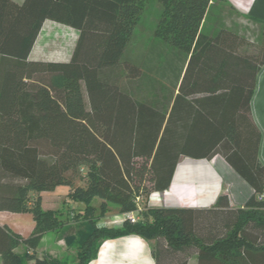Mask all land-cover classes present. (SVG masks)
Listing matches in <instances>:
<instances>
[{
    "label": "trees",
    "instance_id": "trees-1",
    "mask_svg": "<svg viewBox=\"0 0 264 264\" xmlns=\"http://www.w3.org/2000/svg\"><path fill=\"white\" fill-rule=\"evenodd\" d=\"M213 1L159 0L154 36L185 58L169 88L122 62L147 0H0V212L34 217L27 238L0 225L2 264H62L30 254L47 232L79 240L77 264L95 259L103 240L131 235L155 241L157 264H264L262 135L250 107L264 55L242 54L243 39L228 29L206 32ZM46 20L78 30L69 62L29 60ZM217 155L252 187L245 208L148 206L170 188L182 158ZM82 170L85 186H74ZM60 186L84 204L72 218L42 207L41 193ZM138 197V222L97 226L110 203L131 213ZM78 219L87 230L76 231Z\"/></svg>",
    "mask_w": 264,
    "mask_h": 264
},
{
    "label": "crops",
    "instance_id": "crops-1",
    "mask_svg": "<svg viewBox=\"0 0 264 264\" xmlns=\"http://www.w3.org/2000/svg\"><path fill=\"white\" fill-rule=\"evenodd\" d=\"M12 1L18 4H23L25 2V0ZM226 3L230 5L232 11L238 14H248L254 22L256 20L264 22V0H226ZM213 4L214 2H212V5ZM208 19L209 15L207 22ZM56 29L72 30L78 33V37L70 43L72 52L68 55H60L58 53L55 56H45L43 53H35L36 46L43 32L52 34ZM78 38L79 32L75 28L52 20H46L29 56V60L35 62L67 63L72 57ZM250 107L252 118L262 135L259 157L264 165V65L256 75L255 90ZM68 191L65 195L61 193L53 195H48L47 192L41 193L43 199L42 206L45 205V200L48 198L52 199L58 197L62 200V198L68 194ZM253 193L252 187L222 158V156L217 155L212 160H191L183 164L180 162L175 171L170 188L163 192L153 193L149 198L148 206L151 208L189 209L194 211L212 210L216 212V214H226L232 210L245 208L246 204L253 196ZM96 201L99 203L101 202L99 199ZM74 205H76L79 210H83L84 208V204L82 203L70 204V206ZM49 209L50 208H46L45 210ZM4 213H9L14 216L21 215L11 212H0V214ZM113 221L114 218H112V216L106 215L97 223V226L122 227L121 224H114ZM4 224L13 231L20 233L22 236L28 237L25 236L22 231L13 228L10 222L0 219V225ZM33 228L34 222L30 226L29 235L33 231ZM65 242V240H60L58 238L56 232H47L43 236L36 252L34 253L31 251L30 254H36L38 258L52 257L62 261V259L69 256L72 252L68 251L72 248L69 249ZM154 245L155 241H147L136 235L117 239H105L100 244L97 257L89 264H157L154 257ZM26 251L27 248L24 244L16 249V252L22 255L25 254ZM73 254H77V251H74ZM34 263V260L29 262V264ZM191 263H197L196 257L191 260Z\"/></svg>",
    "mask_w": 264,
    "mask_h": 264
},
{
    "label": "rangeland",
    "instance_id": "rangeland-1",
    "mask_svg": "<svg viewBox=\"0 0 264 264\" xmlns=\"http://www.w3.org/2000/svg\"><path fill=\"white\" fill-rule=\"evenodd\" d=\"M213 2L214 4L211 6L206 32L217 33L221 29H228L237 34L240 39H243L242 41H244L245 44L240 48V52L242 54L251 55L258 59L263 57L264 39L262 36V25L264 22L259 20L254 22V20H252L248 14H238L237 12L232 11L230 5L226 2L217 0H214ZM161 12L162 7L159 3V0H147L145 9L141 14L140 21L130 39L129 45L122 58V62L130 63L145 69V73L147 75L146 81L155 78V80L157 79L159 81L157 85H161L162 83V85L170 88L177 84L176 80L183 68L185 58L183 53H181L179 50L161 43L154 36V31ZM77 37L78 33L72 30L56 29V31H54L52 34L43 32V35L36 46L35 53H43L45 56H55L58 53L60 55H68L72 52L70 43H72V41H74ZM123 88H127L125 83L123 84ZM83 91L86 106L88 109H90L85 88ZM191 160L196 161V159L182 158L181 164ZM85 173L86 170H82L78 176L75 177L74 186H85V180L83 179ZM68 190V187L60 186L53 191L47 192V194L53 195L56 193H61L65 195ZM68 202L69 200L67 195L64 196L62 200L58 197H54L52 199L48 198L45 200V205L42 207L44 210L46 208H50L49 210L64 209L66 213L74 211V214L71 213L72 218L79 213V209L76 205L70 206L71 203L74 204L76 202ZM94 204L96 207L99 206V202L97 201H95ZM30 205H32V203ZM108 207L109 211H107L105 216H112L114 219L115 217L120 216V210L117 205L110 203ZM19 214L21 215L14 216L9 213L0 214V219L2 221L5 220L10 222L13 228L22 231L25 236H29L28 232L30 231V226L34 222L33 214L17 213V215ZM64 218H66V216H64ZM100 220H98V222H100ZM80 221L81 220L78 219L74 220L73 222L76 231L87 230V223ZM65 243L69 249L72 248L68 251L72 252L69 256L62 259V264H77L79 240L75 238ZM95 245L96 242L93 247ZM74 251H77V254H73Z\"/></svg>",
    "mask_w": 264,
    "mask_h": 264
},
{
    "label": "built area",
    "instance_id": "built-area-1",
    "mask_svg": "<svg viewBox=\"0 0 264 264\" xmlns=\"http://www.w3.org/2000/svg\"><path fill=\"white\" fill-rule=\"evenodd\" d=\"M136 204L138 206L137 210L131 213L121 214L119 217H115L113 223L121 224L125 221H129L130 223H136L140 220V213L143 211L144 200L141 197L136 198Z\"/></svg>",
    "mask_w": 264,
    "mask_h": 264
}]
</instances>
